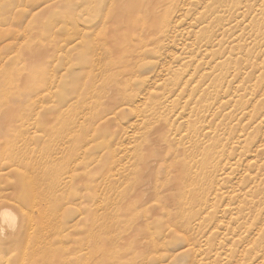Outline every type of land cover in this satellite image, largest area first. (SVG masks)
<instances>
[{"label": "rangeland", "instance_id": "1", "mask_svg": "<svg viewBox=\"0 0 264 264\" xmlns=\"http://www.w3.org/2000/svg\"><path fill=\"white\" fill-rule=\"evenodd\" d=\"M0 264H264V0H0Z\"/></svg>", "mask_w": 264, "mask_h": 264}, {"label": "bare ground", "instance_id": "2", "mask_svg": "<svg viewBox=\"0 0 264 264\" xmlns=\"http://www.w3.org/2000/svg\"><path fill=\"white\" fill-rule=\"evenodd\" d=\"M36 82L38 83V81H36ZM35 87H36V86H35ZM130 96H131V95H130ZM15 124H16V123H15ZM7 125H8V124H7ZM1 126H2V125H1ZM6 127H7V126H6ZM3 128H5V127H3ZM7 128H8V127H7ZM10 129H11V128H10ZM5 130H6V129H5ZM5 130H4V132H5ZM241 131H242V130H241ZM6 132H7V130H6ZM2 133H3V131H2ZM3 134H4V133H3ZM214 147L216 148V146H214ZM213 149H214V148H213ZM210 164H211V163H209V164H207V165L209 166ZM208 166H207V167H208ZM207 170H208V169H207ZM11 211H12V210H11ZM9 212H10V211H9ZM3 216H4V218H7V217L10 216V214H9L8 212H3ZM4 218H3V219H4ZM3 219H2V221L5 222L6 219H4V220H3ZM9 219H10V218H9ZM10 220H11V219H10ZM7 221H8V220H7ZM14 222H15V221H14ZM5 223H6V222H5ZM7 223H9V222H7ZM10 223H11V222H10ZM9 226H10V224H9ZM10 227H11V226H10ZM13 228H14V227H13ZM13 228H12V229H13ZM204 254H206V253H204Z\"/></svg>", "mask_w": 264, "mask_h": 264}]
</instances>
